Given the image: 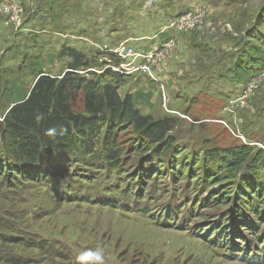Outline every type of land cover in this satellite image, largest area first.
I'll return each instance as SVG.
<instances>
[{
	"label": "rangeland",
	"instance_id": "obj_1",
	"mask_svg": "<svg viewBox=\"0 0 264 264\" xmlns=\"http://www.w3.org/2000/svg\"><path fill=\"white\" fill-rule=\"evenodd\" d=\"M180 1L172 0L156 8L157 0H142L139 11L142 17H139L133 15V9L140 0H20L23 24L17 30L5 27L0 11V117L12 105L13 87L14 90L30 88L41 71L53 75L67 71L69 59L59 53L62 47L70 46L97 59L99 65L92 70L99 74L110 67L132 75L124 81L120 92L145 90L151 94L150 99L139 104L141 112L156 119L174 116L178 122L173 134L189 150L201 152L238 142L264 149V74L250 85L252 94L240 104L237 98L249 89V82L258 74H250L247 68L246 71L241 65L243 60L236 65L234 60L243 48L241 56L247 52L245 60L253 53L254 58L263 59L264 65V38H261L264 37V0L197 2L196 7L206 10L199 18V25L188 33H171L176 45L160 66L173 69L172 86L160 82L156 73L155 78L140 72L128 73L126 66L133 57L124 58L117 53L121 64L109 65L108 53L114 52L116 45L124 40L138 52L163 46L161 24L169 18L165 17L167 13L173 14L175 7L176 12L180 11ZM256 32L257 39L249 37ZM203 44H209L208 49L195 47ZM140 62L142 59H136L134 63ZM90 77L84 74L85 79ZM81 168L92 171L89 184L97 185L102 180L110 184L114 197L126 193L123 187L128 180L131 191H136L135 182L125 173L120 178L111 177V183L105 178L106 169L85 164ZM61 170L63 182L66 178ZM161 178L149 176L146 185L157 196L145 199L150 212L141 216L137 210L131 211L133 207H123L120 202L113 208L99 199L79 200V195L64 200L31 180L24 185H7L0 174V219L5 217L25 227V233L40 244L39 248L31 243L21 247L18 245L21 243L6 241L0 243V253L20 252L24 259L32 261L30 264H96L94 260L82 262L77 257L98 249L102 251L103 264H253L250 261L264 264V205L254 209L263 217L253 212L256 219L249 223L258 229L255 235L250 234L251 238L260 234L263 239L256 240V245H261L256 250L260 259L251 256L249 261L242 260L243 253H238L240 246L227 257L224 254L230 247H224L231 237L242 243L246 236L250 238L247 227L237 225L239 213L232 218L228 215L230 205L210 199L206 202L210 186L201 187L193 178L181 180V176L175 179L163 174ZM169 179L173 186H167ZM161 189L165 190L164 195ZM166 209L170 215L164 220L162 211ZM45 238L49 239L46 249L42 243ZM241 246L246 248L245 243Z\"/></svg>",
	"mask_w": 264,
	"mask_h": 264
},
{
	"label": "trees",
	"instance_id": "obj_2",
	"mask_svg": "<svg viewBox=\"0 0 264 264\" xmlns=\"http://www.w3.org/2000/svg\"><path fill=\"white\" fill-rule=\"evenodd\" d=\"M141 1L133 9V15L142 17L139 12ZM171 1L157 0L156 8ZM184 1L178 2L180 11L176 12L174 6L173 14L165 15L169 18L161 24L162 29L171 19L197 4L188 7ZM159 33L164 34L166 41L169 33L162 30ZM257 34L249 37L257 39ZM208 46L195 45L207 49ZM238 51L242 52L243 48ZM241 52L237 54L239 57L234 58L235 65L243 60L246 66L241 62L242 67L245 70L247 68L250 74L255 72V75L264 70L263 59L254 58L253 53H249L247 61L244 58L247 52L244 56L242 54L243 59ZM59 55L69 59L67 71L56 75L41 71L30 88L18 87L14 90L13 87L11 91L14 92L12 105L0 117V174L4 176V184L24 185L25 181L31 180L39 187L58 193L64 200L79 195V200L99 199L103 205L106 203L113 208L120 202L124 204L123 207H133L131 211L137 210L144 216L150 212L145 199L157 196L148 190L146 182L150 180L149 176L161 178L163 174L175 179L181 176V180L193 178L199 181L201 187L210 186L206 202L210 199L222 205H230L229 217H236V213H239L237 225L247 227L249 235L256 234L258 229L249 223L256 219L253 215V212L256 213L255 207L264 205L263 148L238 142L230 146L209 147L201 152L191 151L184 144L178 143L173 134L178 122L174 116L156 119L152 114L141 112L139 104L150 99L151 94L145 90L126 91L125 94L120 92L124 81L132 75L116 72L110 67L99 74L92 70L99 65L97 59L70 46L62 47ZM108 57L109 65L121 64L122 59L117 53H108ZM85 73L92 77L85 79ZM50 129L55 131L49 134ZM194 161L200 166L193 165ZM152 162L155 164L152 165ZM81 164L106 169L108 174L105 178L108 181H111V177L120 178L121 173H125L128 179L132 178L135 182L136 191H131L132 186L128 180L123 187V192H126L122 195L124 198L114 197L111 185L103 180L97 185L89 184L87 180L91 179L89 173L92 171L81 168ZM62 168L65 172L63 177L66 178L63 182L60 180ZM146 169L151 171L150 174H146ZM167 186H173L170 179ZM161 191L164 195L165 190ZM129 197L131 199L127 200ZM162 212L166 220L170 211L166 209ZM257 215L263 217V214ZM3 218L0 219V243H21L19 246L31 243L34 247H40L35 242L36 238L25 233V227ZM251 235L250 238H244L245 249H242V241L231 237L228 244L225 242L227 246L224 249H230L224 255L231 257L229 255L233 253L232 250L240 246L238 253H243L242 260H259L261 256L256 250L261 245H256V240L260 241L262 236L257 234L251 238ZM15 236L17 238H13ZM48 240H42L45 249ZM262 242L264 247V240ZM24 258L20 252L5 251L0 253V264L32 263ZM250 263L262 264L259 261Z\"/></svg>",
	"mask_w": 264,
	"mask_h": 264
},
{
	"label": "built area",
	"instance_id": "obj_3",
	"mask_svg": "<svg viewBox=\"0 0 264 264\" xmlns=\"http://www.w3.org/2000/svg\"><path fill=\"white\" fill-rule=\"evenodd\" d=\"M0 11L5 18L4 25L9 29H19L22 28L23 24V6L20 0H0ZM205 8L196 7L184 11L175 18L171 19L162 29V32H172L176 33H188L194 30L197 25H199V18L205 12ZM176 45V38L170 35L163 46L156 48L155 50H146L144 52H138L128 47L126 42H121L113 50L115 53L122 55V57H133L126 70L128 73L140 72L143 74L150 75L155 78L156 69L161 66V63L165 61L166 57L170 55L171 49ZM124 54V55H123ZM119 55V56H120ZM123 58V59H124ZM136 59H142V62L135 64ZM122 66V65H121ZM114 68V67H113ZM123 69L116 71H121ZM264 71V70H263ZM260 72L257 77L253 78L249 83L248 87L242 92V94L237 98L240 104H244L252 94L250 90V85H253L259 78L263 77L264 72ZM262 76V77H261ZM165 101L166 98H165Z\"/></svg>",
	"mask_w": 264,
	"mask_h": 264
},
{
	"label": "crops",
	"instance_id": "obj_4",
	"mask_svg": "<svg viewBox=\"0 0 264 264\" xmlns=\"http://www.w3.org/2000/svg\"><path fill=\"white\" fill-rule=\"evenodd\" d=\"M197 2H200V0H185L184 1V4L186 5L187 4V6L188 7H191L192 5H194L195 3H197ZM171 34L169 33L168 35H167V37H169ZM127 40V39H126ZM122 42H126L127 43V41H122ZM120 44V42L117 44V45H119ZM116 45V46H117ZM127 46H129L128 44H127ZM130 48H132V47H130ZM133 49V48H132ZM157 70H158V72H157ZM161 73V74H160ZM156 74H158L159 75V79H161L160 80V82L162 81H166V84H168V85H170L171 83L172 84H174V82L172 81V76H171V74H174V72H173V69H168V66L166 67V65H165V67H163L162 69H161V67H159V68H157L156 69ZM169 74H170V76H169ZM177 75H178V73H177ZM167 79H166V78ZM165 84V83H164ZM172 84H171V86H172ZM170 97V96H169Z\"/></svg>",
	"mask_w": 264,
	"mask_h": 264
},
{
	"label": "clouds",
	"instance_id": "obj_5",
	"mask_svg": "<svg viewBox=\"0 0 264 264\" xmlns=\"http://www.w3.org/2000/svg\"><path fill=\"white\" fill-rule=\"evenodd\" d=\"M55 129H50L49 130V134H51L52 132H54ZM78 260L80 261H88V260H94L96 262V264H103V254L101 250H96V251H92V250H88L85 252L80 253V255L77 257Z\"/></svg>",
	"mask_w": 264,
	"mask_h": 264
}]
</instances>
